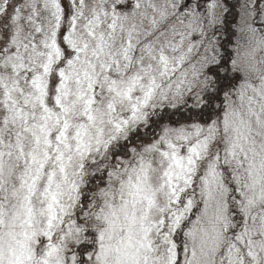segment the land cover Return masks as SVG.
<instances>
[{"label": "snow or ice", "instance_id": "1", "mask_svg": "<svg viewBox=\"0 0 264 264\" xmlns=\"http://www.w3.org/2000/svg\"><path fill=\"white\" fill-rule=\"evenodd\" d=\"M0 264H264V0H0Z\"/></svg>", "mask_w": 264, "mask_h": 264}]
</instances>
